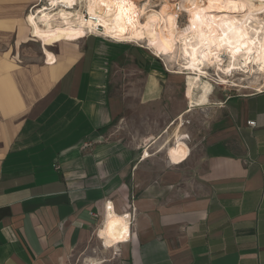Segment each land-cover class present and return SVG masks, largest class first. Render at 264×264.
<instances>
[{
  "label": "crops",
  "instance_id": "1",
  "mask_svg": "<svg viewBox=\"0 0 264 264\" xmlns=\"http://www.w3.org/2000/svg\"><path fill=\"white\" fill-rule=\"evenodd\" d=\"M79 43L63 57L50 50L66 44L47 54L40 46V66L23 78L17 56L0 59V264L91 257L107 207L123 216L132 204L119 264H264V91L212 95L200 127L194 109L186 115L197 151L180 165L167 155L147 166L146 149L169 133L148 139L142 155L104 139L122 111L111 85L120 48L92 36Z\"/></svg>",
  "mask_w": 264,
  "mask_h": 264
},
{
  "label": "bare ground",
  "instance_id": "2",
  "mask_svg": "<svg viewBox=\"0 0 264 264\" xmlns=\"http://www.w3.org/2000/svg\"><path fill=\"white\" fill-rule=\"evenodd\" d=\"M181 1L183 12L190 16L183 31L172 12L160 13L149 0L142 6L135 0H47L26 16L30 36L44 47L69 34L96 35L152 50L170 74L186 76L188 106L174 124V140L168 149L173 165L190 156L189 137L182 132L184 119L193 109L209 104L213 84L262 92L264 82V0ZM165 3L175 7L170 0ZM247 80L248 86L242 82ZM110 206L97 236L103 247L117 250L130 241L131 223Z\"/></svg>",
  "mask_w": 264,
  "mask_h": 264
},
{
  "label": "rangeland",
  "instance_id": "3",
  "mask_svg": "<svg viewBox=\"0 0 264 264\" xmlns=\"http://www.w3.org/2000/svg\"><path fill=\"white\" fill-rule=\"evenodd\" d=\"M135 1L140 6L148 2V0ZM149 1L162 14H166L167 10L172 12L178 21L180 31H183L189 23L190 16L183 12L181 0H170L175 7H169L165 0ZM38 3L46 5L48 2L47 0H42V2L41 0H0V59L12 62L14 57L17 56L18 60H16L17 66L14 69V74L21 76L20 78H23V75H30L36 66H40L43 58L41 47L44 49V53L47 54L48 49L54 48L58 44H66L64 47L59 46L50 50L52 54L60 57L64 56V52L72 55L83 47L78 42L84 39L85 36L80 35L69 34L51 47H44L38 40L32 38L26 24V16ZM141 23L144 24V20ZM26 37L33 42L25 43ZM92 37L111 42L120 48V59L114 62L111 68V85L113 94L121 101L122 111L116 118L112 129L104 134V139L115 142L120 147L140 149L138 154L142 155L148 144V139L159 136L164 131L166 133L173 125V129L170 130L169 136H166V140L165 137L153 146L151 150L149 148L146 149L148 150L146 159L153 156L152 160L147 161V166H152L153 159H155L157 162L156 167L160 168L165 164L164 160L167 158L168 149L173 144L174 129L176 127L174 124L177 122L178 117L187 109L186 76L170 74L163 59L157 58L152 50H146L140 45L115 43L111 39L101 38L96 35H92ZM240 78L241 76H235L236 80ZM249 80L253 81L254 78ZM249 80L242 82L248 86L247 82ZM17 84L19 85L18 82ZM213 86L212 95L216 97L215 101L218 102L232 96L258 93L255 90L232 88L231 84L226 87L214 84ZM262 88V91H264V82ZM202 109H194L193 121L195 129L201 125ZM184 121L185 125L182 132L187 135L186 127L187 122L191 123V114L190 120H187V116H185ZM187 144L191 154V148L194 147L195 151H197L200 141L189 137ZM157 148L159 152L163 153L158 154ZM119 250V248L117 250H107L98 242L90 250L91 257H89V252H83L82 255H78L74 259L75 264H91L92 261L97 264H119Z\"/></svg>",
  "mask_w": 264,
  "mask_h": 264
},
{
  "label": "built area",
  "instance_id": "4",
  "mask_svg": "<svg viewBox=\"0 0 264 264\" xmlns=\"http://www.w3.org/2000/svg\"><path fill=\"white\" fill-rule=\"evenodd\" d=\"M89 36H92V35H89ZM88 36V37H89ZM93 36H95V35H93ZM256 123L255 122H250L249 123V126L250 127H255L256 125H255ZM108 208V210L110 211V208L109 207H107ZM130 212H128L129 214L127 215V213H124V216L126 217V218H128L129 220H130V223H131V228L133 227V224L135 223V221H136V208H135V206L132 204L131 206H130ZM114 212H115V210H114ZM123 215V214H122ZM128 216H130V218L128 217ZM130 240H131V238H130ZM130 242V241H129Z\"/></svg>",
  "mask_w": 264,
  "mask_h": 264
}]
</instances>
